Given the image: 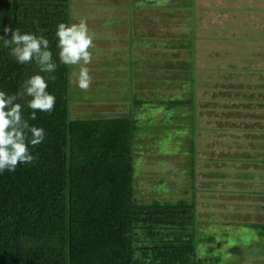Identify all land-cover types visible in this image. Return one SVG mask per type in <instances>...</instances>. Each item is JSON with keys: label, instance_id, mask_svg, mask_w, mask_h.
I'll return each mask as SVG.
<instances>
[{"label": "trees", "instance_id": "16d2710c", "mask_svg": "<svg viewBox=\"0 0 264 264\" xmlns=\"http://www.w3.org/2000/svg\"><path fill=\"white\" fill-rule=\"evenodd\" d=\"M172 11L164 3L149 7L126 0H0V35L7 26L44 36L58 65L51 81L34 63L18 64L0 46V90L17 93L23 80L41 74L56 96L51 113L38 111L29 120L45 130L43 142L30 146L38 159L0 173V264H193L192 195L138 200L132 183L135 136L150 129L145 121L158 114L175 126L182 113L192 118L198 45L185 37ZM81 19L94 42L86 67L104 89L90 100L110 102L70 110V103L88 99L71 96L79 68L59 63L55 30ZM114 91L121 96H112ZM117 99L121 108L109 105ZM192 139L186 148L191 182Z\"/></svg>", "mask_w": 264, "mask_h": 264}, {"label": "rangeland", "instance_id": "374dc122", "mask_svg": "<svg viewBox=\"0 0 264 264\" xmlns=\"http://www.w3.org/2000/svg\"><path fill=\"white\" fill-rule=\"evenodd\" d=\"M126 2L169 6L185 37L198 45L199 60L192 85L196 92L193 125L186 113L176 116L175 126L170 124L173 120L152 114L150 123L145 121L150 129L135 136V197L172 200L192 195L193 264H264V0ZM68 78L73 81L70 74ZM93 78L86 91L70 88L71 96L88 99L70 103V110L105 107L110 102L90 100L104 91ZM137 85L146 87L145 81ZM181 90L187 92V86ZM122 104L117 99L109 105L121 108ZM188 127H192L190 134ZM189 135L194 147L192 182Z\"/></svg>", "mask_w": 264, "mask_h": 264}, {"label": "clouds", "instance_id": "9594fccd", "mask_svg": "<svg viewBox=\"0 0 264 264\" xmlns=\"http://www.w3.org/2000/svg\"><path fill=\"white\" fill-rule=\"evenodd\" d=\"M0 46L9 50V56L18 64H35L40 73H48V80L55 81L53 73L58 65L53 59L50 42L44 36L21 33L19 29L3 28ZM58 60L61 65L78 67L74 73L78 87L86 91L92 82L88 64L92 62L93 34L87 21L59 23L55 30ZM9 37V38H6ZM48 82L41 74H32L22 81L17 93L0 90V173L14 172L20 164H31L38 154L30 151L40 145L45 137L42 127L34 126L29 120L36 119V113H51L56 105V96L47 91ZM29 110L25 118L23 112Z\"/></svg>", "mask_w": 264, "mask_h": 264}, {"label": "crops", "instance_id": "0c3cea01", "mask_svg": "<svg viewBox=\"0 0 264 264\" xmlns=\"http://www.w3.org/2000/svg\"><path fill=\"white\" fill-rule=\"evenodd\" d=\"M217 170V169H216ZM217 172V171H216ZM264 205V204H263Z\"/></svg>", "mask_w": 264, "mask_h": 264}]
</instances>
